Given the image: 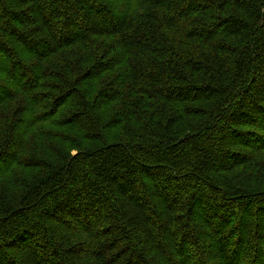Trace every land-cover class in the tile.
<instances>
[{"label":"trees","instance_id":"1","mask_svg":"<svg viewBox=\"0 0 264 264\" xmlns=\"http://www.w3.org/2000/svg\"><path fill=\"white\" fill-rule=\"evenodd\" d=\"M0 264H264V0H0Z\"/></svg>","mask_w":264,"mask_h":264}]
</instances>
